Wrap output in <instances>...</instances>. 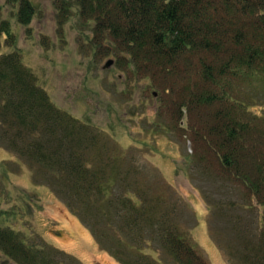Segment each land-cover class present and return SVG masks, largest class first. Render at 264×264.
<instances>
[{"label": "trees", "instance_id": "obj_1", "mask_svg": "<svg viewBox=\"0 0 264 264\" xmlns=\"http://www.w3.org/2000/svg\"><path fill=\"white\" fill-rule=\"evenodd\" d=\"M7 2L19 6L18 22L28 27L34 5L29 0ZM55 5L60 25L77 12L79 20L92 24V45L99 54L126 60L125 65L155 82L162 78L160 89L176 95L182 109L213 108V122L203 137L206 148L215 152L224 172L241 178L255 194L263 193L264 204V161L256 154L264 123L245 111L246 96L236 85L264 90V0H57ZM3 36L15 44L7 21L0 23V51ZM84 131L53 104L35 73L23 65L20 52L0 54V139L8 143L4 147L19 160L40 162L55 176L60 174L67 191L50 187L52 192L64 196L73 209L79 201L100 213L117 243L130 249L152 244L155 251L170 256L172 264H209L193 243L192 230L169 217L161 198H148L142 191L136 199L130 198L131 192L112 195L117 183L126 193L130 185L124 187L126 178L115 169L108 173L103 165H86L78 149L87 139ZM175 207L171 213L181 216L183 211ZM6 213L0 210V221ZM32 236L0 224V254L15 264H80L37 234L30 243ZM126 258L125 264H160L140 250L133 260ZM239 258L243 264H264V231L258 244L246 246Z\"/></svg>", "mask_w": 264, "mask_h": 264}, {"label": "rangeland", "instance_id": "obj_2", "mask_svg": "<svg viewBox=\"0 0 264 264\" xmlns=\"http://www.w3.org/2000/svg\"><path fill=\"white\" fill-rule=\"evenodd\" d=\"M29 1L35 15L24 27L17 18L19 6L0 0V23L9 22L15 38L12 45L2 37L0 54L20 52L53 104L75 119L77 128H85L87 139L78 149L86 165H103L126 178L128 192L119 182L113 196L131 192L136 199L142 191L161 198L169 217L192 230V241L209 264H243L239 255L246 246L255 247L264 231L263 193L255 194L241 178L224 172L215 152L206 148L205 127L212 124L214 109H182L176 95L160 89L162 78L155 82L125 65L126 60L99 54L92 45V24L79 20L77 12L60 25L57 0ZM109 60L113 65L104 69ZM236 85L246 96L245 111L264 123V90ZM6 145L0 139V210L7 212L1 225L33 235L30 243L37 234L80 264H125L139 250L160 264L173 263L152 244L130 249L117 243L100 213L79 201L73 209L52 192L50 187L67 191L60 174L40 162L17 159ZM256 149L264 161V137ZM173 206L183 214L171 213ZM0 264L15 263L0 254Z\"/></svg>", "mask_w": 264, "mask_h": 264}, {"label": "water", "instance_id": "obj_3", "mask_svg": "<svg viewBox=\"0 0 264 264\" xmlns=\"http://www.w3.org/2000/svg\"><path fill=\"white\" fill-rule=\"evenodd\" d=\"M112 65H113V61H112V60H109V61L105 64L104 69H108V68H110Z\"/></svg>", "mask_w": 264, "mask_h": 264}]
</instances>
